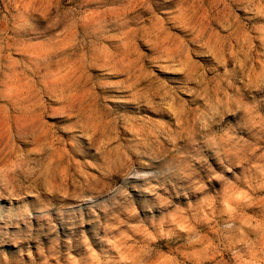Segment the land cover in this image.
<instances>
[{
    "label": "rangeland",
    "instance_id": "rangeland-1",
    "mask_svg": "<svg viewBox=\"0 0 264 264\" xmlns=\"http://www.w3.org/2000/svg\"><path fill=\"white\" fill-rule=\"evenodd\" d=\"M0 264H264V0H0Z\"/></svg>",
    "mask_w": 264,
    "mask_h": 264
}]
</instances>
